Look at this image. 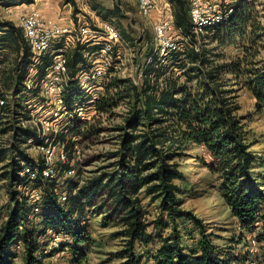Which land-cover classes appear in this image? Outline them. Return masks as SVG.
<instances>
[{
	"label": "trees",
	"instance_id": "trees-1",
	"mask_svg": "<svg viewBox=\"0 0 264 264\" xmlns=\"http://www.w3.org/2000/svg\"><path fill=\"white\" fill-rule=\"evenodd\" d=\"M33 1L19 2L29 4ZM169 1L173 6L176 25L192 40L195 34L189 13V0ZM239 4L226 19L210 29L218 30L217 34L222 36H245L251 21L252 7L245 1ZM11 42L15 43L21 54L15 69L14 91L15 95L23 94L26 91L25 81L33 65L31 48L19 26L13 21L0 20V43ZM188 44L186 50L176 52L174 61L182 59L180 74L176 77L172 72L161 88L156 86V82L167 73L169 65L166 59L174 53L163 58L153 56L145 67V79L140 88L127 80H120L123 88L118 91V98H130L133 106L126 115L125 123L119 127L120 148L112 154L117 157L116 167L113 171L99 173L82 185L70 178L64 179L63 185L68 193L65 202L59 198L56 180L43 177L45 160L34 159L25 149H21L22 143L36 137L35 129L16 123L4 126L6 123L2 121V113L9 109L8 103L1 107L0 136L12 132L9 148H0V161L6 159L8 153L11 155L10 186L33 183L34 188L41 189L43 196L38 203L40 212L35 211V204L30 202V197L15 200L6 222L0 227V264H14L8 249L18 242L25 245L24 264H50L43 261L49 255L45 249L42 251L36 229L28 228L26 224L27 221L30 223L32 214L39 218L43 233L53 229L64 234L62 246L77 239L72 247V262L82 264L84 255L78 246L86 236L80 218L91 207L103 213L105 221L118 219L125 225L123 233L128 239L120 253L124 259L122 264H142L135 250L136 242L148 244L155 239L154 234L147 230L144 219L145 211L140 197L143 188L152 199H160L161 210L173 224L171 234L161 238V245L154 255V264H232V259L206 233L205 225L195 212L182 207L179 194L183 190L176 181H184L185 174L174 159L191 145L203 147L208 153L211 163L205 164L222 178L224 197L232 214L239 219L242 229L255 230L260 222L261 229L257 236L264 240V179L257 177L254 171L258 156L251 149L247 123L238 113L240 107L231 90L224 89L225 84L222 83L224 75L232 73L239 77L245 73V69L240 60L209 66L207 63L210 59L205 53ZM1 50L3 47H0ZM182 54H185L187 62H184ZM51 63L52 56L46 55L42 63L37 65L38 81L44 78ZM86 64L84 47L75 48L69 57L71 76H75ZM255 74L250 80V87L258 103L264 104V71L257 70ZM150 76H153V81ZM183 76L187 80H196L195 88L189 90L184 85H178V79ZM71 83L72 87L66 94V103L69 105L80 101L85 95L77 87V81ZM35 90L32 92L37 95ZM24 96L23 101L30 98L29 95ZM0 97L5 99L2 92ZM103 102L98 106L105 110H111L116 104L113 99ZM15 104L22 108L18 113L28 118L30 110L27 105H22L18 100ZM257 107L261 108L259 105ZM12 112L17 111L13 109ZM70 123L69 131L63 130L57 134V142H67V132H79L80 126L75 121ZM63 167L69 169L71 166L63 164ZM27 168L37 170V177L31 178L30 173L26 172ZM14 194L16 192L12 193L13 198ZM28 202L31 204L27 209ZM180 219L192 220L198 226L201 239L196 250L187 249L183 245L179 232ZM161 225L162 221L158 222V227Z\"/></svg>",
	"mask_w": 264,
	"mask_h": 264
},
{
	"label": "rangeland",
	"instance_id": "rangeland-1",
	"mask_svg": "<svg viewBox=\"0 0 264 264\" xmlns=\"http://www.w3.org/2000/svg\"><path fill=\"white\" fill-rule=\"evenodd\" d=\"M19 1L0 0L1 21H13L17 26L19 16L28 11L26 6L15 7L23 4ZM163 1L170 3L169 0ZM243 1L252 7L251 21L245 36L238 38L234 35L222 36L217 34L218 30L209 28L205 34H201L199 37L192 36L190 42L184 41V47L181 51L189 47L188 43L190 46L194 45L199 52L205 53V56L210 59V62L207 63L209 66L236 60L242 62L245 73L239 77L232 73L226 74L222 83L225 84L224 89L231 90V94L240 107L238 113L245 118L244 121L249 129L251 149L258 156L254 169L255 175L260 176L259 178L263 180L264 104L258 103V99L250 87V80L255 77L257 70L264 71V0H213V3L225 11L230 6L236 10L240 5L239 3ZM53 3L60 12V21L64 23L77 24L79 18L87 20L93 26H99L106 20L114 23L121 29L125 38L130 41L132 49L124 52L133 57L135 64L146 63V59L152 54L154 47L153 26L146 17L140 14L138 0H53ZM15 46L14 42L0 43V47H3L0 52V92L4 95L9 106V109L2 113V121L6 123L4 126L11 123L18 124L19 119L25 118V116H21L23 114L18 113L21 112L22 108L15 104L18 100L20 103L22 102V105H25L23 103L24 97L20 94L15 95L14 91L15 69L21 55ZM176 54L174 53L172 57L166 59L169 67L167 73L156 82V86L159 88L165 84L172 72L175 73L176 77L180 74L181 57L184 58V62H187L185 54L181 55V60L174 61ZM150 79L153 81V76H150ZM178 85H184L191 90L195 88L196 80H187L183 76L178 79ZM35 89V93H39V86H36ZM26 91L23 95L28 97ZM117 93L114 90V96L120 99ZM112 99L116 101L113 97ZM126 104L127 100L121 101L120 107H116L112 113H88L89 119L86 121H81L76 113H73L72 116L66 114L62 117V124H71L70 122L75 121L76 125L80 126L78 133L67 132V142L58 143L57 140L55 141L57 143L55 144V161L56 165L61 168L59 175L62 181L70 178L82 185L103 171L110 172L115 169L117 157L112 156V154L120 148L119 127L125 123ZM257 105L261 108L259 109ZM13 109H16L17 112H12ZM42 110L41 112L44 114L47 112V110ZM11 137V131L1 135L0 148H9ZM66 143L69 144L68 147H66ZM27 145L30 144L22 143L21 149H25L29 156L37 160L44 157L41 150ZM62 149L67 157L65 163L59 162L57 159ZM78 149H80V153H78ZM174 161L185 174L184 181H176L183 190L179 194L182 199V207L195 212L205 225L206 233L232 259V264H249L246 262L252 255L246 251V246L252 237L258 238L261 223H257L255 230L245 231L242 229L239 219L232 214L224 197L222 178L205 164L211 163V159L203 147L191 145L181 156H176ZM10 162L11 155L9 153L6 159L0 161V227L6 222L15 205V200L21 201L25 197H32L35 189H38L33 187V183L27 185L16 183L11 187L9 179ZM63 164L75 168L76 173L67 175L68 169H63ZM13 192H16L14 198ZM140 197L145 211L144 219L147 230L154 234L155 239L148 244L136 242L135 250L141 257L142 264H154V255L161 245V238L171 234L173 224L166 213L161 210L160 199H152L145 188L141 190ZM30 202L32 203V201ZM31 203L28 202L27 209ZM80 220L81 225H84L86 236L83 241L79 242L78 246L84 255L82 264H122L124 259L120 253L126 247L128 239L123 233L125 229L123 222L118 219L105 221L104 214L95 211L92 207L87 208L86 214ZM161 221L162 225L158 227V222ZM26 224L28 228L34 227L36 229V236L41 240L42 251L45 249L48 252L47 255L49 256L43 258L44 262L73 264L72 247L77 243V239L70 240V243L64 244V246L62 243L55 245L51 229L43 233V227L41 228L39 218L36 215L33 216L32 214L30 223L27 221ZM179 232L183 245L187 249L196 250L199 247L201 234L194 221L180 219ZM8 254L14 264H24V243H13L8 249ZM258 256L264 257L263 247H260Z\"/></svg>",
	"mask_w": 264,
	"mask_h": 264
},
{
	"label": "built area",
	"instance_id": "built-area-1",
	"mask_svg": "<svg viewBox=\"0 0 264 264\" xmlns=\"http://www.w3.org/2000/svg\"><path fill=\"white\" fill-rule=\"evenodd\" d=\"M190 17L193 22V33L196 37L205 34L213 25L226 19L234 10L230 6L222 11L213 0H189ZM140 14L146 17L153 26V52L144 64H135L133 57L124 51L132 49L130 41L123 35L121 29L109 20L103 21L99 26L91 25L85 19H78L77 24H68L59 18L45 16L38 8L22 13L18 24L26 42L31 48L33 65L25 81L26 93L36 101L31 106L29 117L21 118L18 125L35 129L36 137L28 139L26 144L38 148L43 153L45 166L43 177L56 180L57 192L60 200L67 201L68 193L64 188V180L60 177V167L56 165L55 149L56 136L59 132L69 131L70 124H62V117L72 116L76 113L81 121L89 119L88 113H108L120 107L121 101H126V113L132 109L130 98L117 99L114 90L118 92L123 88L120 80H127L137 87H141L145 79V67L154 55L160 58L183 50L184 41H189L183 31L176 25L172 4L167 2L161 6L157 0H138ZM84 17V16H83ZM82 46L85 50L87 64L71 76L69 57L75 48ZM46 55L52 56V63L41 82L38 81V67ZM82 65V64H80ZM77 81V87L84 93V98L69 105L66 103V94L71 89V81ZM39 86V93L33 94V89ZM112 97L116 104L107 111L98 105L105 99ZM31 102L27 101L26 105ZM6 99L0 97V110L5 106ZM43 109V110H42ZM46 111L44 114L41 112ZM36 139L39 141L36 143ZM59 143V142H58ZM78 149V153H80ZM59 162L67 161L64 150L57 157ZM31 178H36L38 171L26 169ZM75 168L70 167L66 174L74 175ZM41 189H35L30 201L35 204V211L40 212L38 203L42 200ZM53 233V242L60 245L65 239L64 234L50 230ZM22 243V242H21ZM260 247L264 249V240L252 237L246 246L252 257L246 263L264 264V257H259Z\"/></svg>",
	"mask_w": 264,
	"mask_h": 264
},
{
	"label": "crops",
	"instance_id": "crops-1",
	"mask_svg": "<svg viewBox=\"0 0 264 264\" xmlns=\"http://www.w3.org/2000/svg\"><path fill=\"white\" fill-rule=\"evenodd\" d=\"M157 1L160 3L161 6L167 5L166 1H163V0L162 1L157 0ZM24 6H26L28 11L35 9V8H38L39 10H41L43 15L56 17V18L60 19V12L58 11L57 6H55V4L53 3V0H34L32 3H29V4L23 3V4L15 6V7H24ZM23 94H20V96L22 95V97H25ZM30 100H31V103L29 105H27L28 108L30 106L33 107V105L36 101V98L34 96H32L31 98H28L27 101H30ZM27 101H23V103H25V105H26ZM30 109L31 108H29V110Z\"/></svg>",
	"mask_w": 264,
	"mask_h": 264
}]
</instances>
